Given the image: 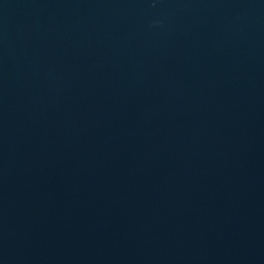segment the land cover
I'll use <instances>...</instances> for the list:
<instances>
[{
    "label": "water",
    "instance_id": "water-1",
    "mask_svg": "<svg viewBox=\"0 0 264 264\" xmlns=\"http://www.w3.org/2000/svg\"><path fill=\"white\" fill-rule=\"evenodd\" d=\"M0 264H264V0H0Z\"/></svg>",
    "mask_w": 264,
    "mask_h": 264
}]
</instances>
